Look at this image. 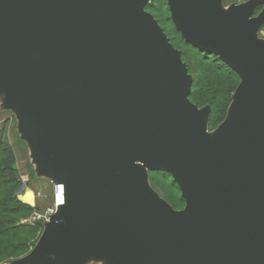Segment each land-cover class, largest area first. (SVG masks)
I'll list each match as a JSON object with an SVG mask.
<instances>
[{
    "label": "water",
    "instance_id": "95a60500",
    "mask_svg": "<svg viewBox=\"0 0 264 264\" xmlns=\"http://www.w3.org/2000/svg\"><path fill=\"white\" fill-rule=\"evenodd\" d=\"M190 47L239 77L208 142L209 108L148 0H0V90L64 201L26 258L70 264H264V16L255 1L164 0ZM7 95V96H6ZM176 183V211L146 185ZM54 185V186H55Z\"/></svg>",
    "mask_w": 264,
    "mask_h": 264
},
{
    "label": "rangeland",
    "instance_id": "374dc122",
    "mask_svg": "<svg viewBox=\"0 0 264 264\" xmlns=\"http://www.w3.org/2000/svg\"><path fill=\"white\" fill-rule=\"evenodd\" d=\"M218 1L223 12H228L231 7L255 1L259 5L253 11L251 17L264 16V0ZM146 7L151 13L149 14L156 19L157 23H160L158 24L166 37H168L172 47L180 53L181 61L186 64L187 73L192 78L189 90L190 103L199 109L209 108L210 110L211 115H209L210 120L208 118L206 134L208 142L212 144L217 135L216 133L227 120L232 96L235 93L234 91H236L233 88L237 80L227 73L225 67L221 65V61L220 63L215 58L202 57L192 48L185 45L187 43L175 30L174 24L170 19L168 5H166L164 0H148ZM257 32L258 39L264 40V24ZM3 95L4 92L1 89L0 170H4L5 166L13 164L14 174L16 175L12 183L8 181L10 184L8 188L6 187V190H4L6 184L4 183V177L0 176V182L4 183V186H0V214L3 216L8 215L10 219H13L12 224H8L9 227L0 228V244L4 245L2 254L10 256L0 258V264H7L28 257L39 241L43 230L46 228L47 218L54 210L55 183L48 176V173L39 172L30 141L23 139V133L20 131V125L14 112L11 109H7L8 105L3 106L6 102ZM156 171L146 172V185L154 194L166 202L170 208L176 211L183 210L185 208L184 200L172 177L169 174H160ZM3 173L10 178L13 172L5 168ZM15 197L26 211L19 210L18 206L20 204L15 202ZM13 222L15 225H13ZM10 228H13L15 233L11 234V232H8V230H11ZM34 244L35 246H33ZM70 264L113 263L111 253L103 251L101 254L87 255L83 261H74Z\"/></svg>",
    "mask_w": 264,
    "mask_h": 264
},
{
    "label": "trees",
    "instance_id": "16d2710c",
    "mask_svg": "<svg viewBox=\"0 0 264 264\" xmlns=\"http://www.w3.org/2000/svg\"><path fill=\"white\" fill-rule=\"evenodd\" d=\"M145 10L148 12V13H150L149 12V9H148V7H146L145 8ZM151 14V13H150ZM156 20V19H155ZM159 23V22H158ZM160 24V23H159ZM187 47H189V48H192V47H190L188 44H185ZM194 51H196L199 55H201L202 57H207V58H215L218 62H220V60L217 58V57H215V56H213V55H207V54H205V53H202V52H200V51H198L197 49H194V48H192ZM214 59V60H215ZM221 63V62H220ZM221 65L223 66V67H225V69H226V71H227V73L230 75V76H233V78H235L236 80H237V83H236V85L234 86V88H233V90H235V88L237 87V85L239 84V81H240V79H239V77L238 76H236V74L234 73V72H232L231 71V69L230 68H228V66L227 65H224L223 63H221ZM235 92V91H234ZM232 96V95H231ZM230 100H231V97H230ZM230 100H229V103H230ZM227 112V111H226ZM226 114V113H225ZM211 115V114H210ZM209 120H210V117H209ZM5 168H8L9 169V171L11 172H13L12 173V175H11V177L9 178V176L8 175H4V173H3V171L5 170ZM4 170H0V176L1 177H4V183H6L5 184V186H4V183H2V182H0V186H4V190H6V187L8 188L9 187V184L10 183H12L14 180H15V178H16V175L14 174V171H15V169H13V164H11V165H9V166H5L4 168H3ZM157 173H162V174H167V173H165V172H160V171H156ZM156 172H154V173H156ZM8 181H10V183L8 182ZM5 194H6V192H5ZM15 202H18L17 201V199H16V197H15ZM19 203V202H18ZM20 205L18 206V208H19V210L20 211H26L25 209H24V207H23V205H21V203H19ZM8 215H6V216H3V215H1L0 214V228H3L4 226H8L9 227V225L8 224H12V221H13V219H10V216H8ZM13 225H15L14 224V222H13ZM11 229V228H10ZM15 230L12 228L11 230H8V232H11V234H13V233H15L14 232ZM2 233V232H1ZM3 234V233H2ZM12 236V235H11ZM36 244V243H35ZM35 244L33 245V246H35ZM4 245H2V244H0V258H4L5 256H7V257H10L8 254L7 255H4V254H2V251H3V249H2V247H3ZM12 246V245H11Z\"/></svg>",
    "mask_w": 264,
    "mask_h": 264
},
{
    "label": "built area",
    "instance_id": "2783aa9c",
    "mask_svg": "<svg viewBox=\"0 0 264 264\" xmlns=\"http://www.w3.org/2000/svg\"><path fill=\"white\" fill-rule=\"evenodd\" d=\"M63 187H62V185H55L54 186V192H55V194H54V198H56L61 192H63ZM62 195H63V193H62ZM63 204V202L60 204H58V203H56L55 205H54V210H53V212H51L50 214H49V216H48V218H47V220L49 221V219H50V217L51 216H53L55 213H56V209H57V207L59 206V205H62ZM47 221V222H48Z\"/></svg>",
    "mask_w": 264,
    "mask_h": 264
},
{
    "label": "bare ground",
    "instance_id": "6f19581e",
    "mask_svg": "<svg viewBox=\"0 0 264 264\" xmlns=\"http://www.w3.org/2000/svg\"><path fill=\"white\" fill-rule=\"evenodd\" d=\"M64 190V189H62ZM63 192H61L56 198L53 200V204L55 205L56 203H62L64 201V196L62 195Z\"/></svg>",
    "mask_w": 264,
    "mask_h": 264
},
{
    "label": "crops",
    "instance_id": "0c3cea01",
    "mask_svg": "<svg viewBox=\"0 0 264 264\" xmlns=\"http://www.w3.org/2000/svg\"><path fill=\"white\" fill-rule=\"evenodd\" d=\"M13 262H9V263H7V264H12Z\"/></svg>",
    "mask_w": 264,
    "mask_h": 264
}]
</instances>
